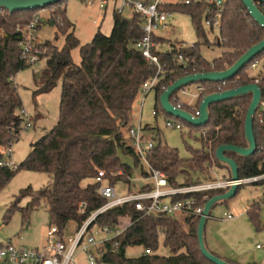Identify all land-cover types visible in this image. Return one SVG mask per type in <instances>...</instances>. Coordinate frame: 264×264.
Returning <instances> with one entry per match:
<instances>
[{
	"label": "trees",
	"instance_id": "1",
	"mask_svg": "<svg viewBox=\"0 0 264 264\" xmlns=\"http://www.w3.org/2000/svg\"><path fill=\"white\" fill-rule=\"evenodd\" d=\"M66 2L67 0H62L47 7L51 10L50 18L66 35L65 45L59 48L50 40L39 44L44 51L39 60L46 58L47 61L39 75L44 84L37 92H48L57 85L60 78L63 79L59 120L48 133L33 143L30 154L16 169H0V190L21 170L44 172L53 176L51 185L39 191L31 186L23 189L10 211L18 208V203L26 197H30V201L23 208L24 214L34 210L42 201H47L50 225L58 226L62 239L65 238L69 222L74 221L78 229L94 211L105 204L106 200L99 193L100 184L95 182L100 170H105L112 185L119 186L120 183L130 184L135 169L142 165L124 130L132 126L134 104L143 83L157 72V67L135 47V43L144 35L143 17L136 13L126 17L114 12L111 33L104 34L99 27L92 41L82 44L74 33V23L67 16ZM161 8L190 15L197 35V41L190 46L183 41H171L156 34L153 36L159 45L170 46L167 50H155L162 65L161 80L155 89V108L157 115L165 113L173 116L162 107L161 95L165 91L162 86L168 88L176 80L189 74L227 69L264 38V28L252 18L242 0H228L222 6L207 1H193L191 4L180 0L167 1ZM259 8L264 13V3H260ZM208 9H212L210 17L215 16L216 10H221L218 30L220 44L225 48L212 62L206 60L201 53L202 46L213 45L208 27L201 16ZM40 10L42 9L10 13L0 8V145H14L25 128L20 114V110L24 108L23 100L14 78L31 65L22 57V28ZM75 48L80 49V64L75 63L72 58V50ZM180 54L185 62L179 60ZM255 60H264V51L233 78L219 82H199L198 85H203L205 91L194 105L185 103L183 108L195 112L200 109L206 95L252 83H257L262 88L264 101V75L255 77L249 72ZM257 77L260 78L258 82ZM178 92L171 98L173 104L179 98ZM251 101L252 95H248L213 103L210 121L203 126H196L173 116L175 121L189 126L192 134L195 131L201 133L199 139L202 147L187 145L190 156L186 158L180 156L178 148L163 143L161 131L152 127L151 129H156L159 141L148 152L151 165L163 170L173 185L198 182L200 176L194 178V175L204 173L215 165L222 166L216 156L221 145L247 146L245 121ZM254 133L257 148L252 156L241 157L227 153L238 164L241 179L264 174L262 107L257 110L254 118ZM121 153L132 156L134 164L124 161ZM141 171L144 177L149 176L148 169L142 166ZM263 181L264 178L254 183ZM226 191L227 189L210 192V197ZM82 204L85 205L84 208ZM260 208L261 205L257 202L248 210L257 229L261 228ZM123 218H131L132 223L119 236L100 247L102 254L97 258L98 263L215 264L201 251L198 219L185 216L184 222H181L166 214L143 216L134 203H127L100 214L94 224L116 227ZM161 238L170 251L169 255L157 254ZM131 246H142L144 250L138 256L128 257L127 249Z\"/></svg>",
	"mask_w": 264,
	"mask_h": 264
},
{
	"label": "rangeland",
	"instance_id": "2",
	"mask_svg": "<svg viewBox=\"0 0 264 264\" xmlns=\"http://www.w3.org/2000/svg\"><path fill=\"white\" fill-rule=\"evenodd\" d=\"M67 16L74 23V33L80 39L82 44L92 41L95 33L101 27L104 34H110L113 27L114 5L110 4L108 9H102L99 5H89L83 0H67ZM42 18H46L45 22H41L38 26L37 37L40 42L47 40L52 41L56 46L62 48L66 43V35L62 33L58 25L51 23V10L46 8L41 11ZM124 15L131 17L132 12L126 10ZM174 28L167 27L166 29L157 30L156 34L162 38L175 41H183L186 45H193L197 41L196 31L192 23L191 17L185 13H175L174 19L171 21ZM213 45L202 46L201 53L203 57L212 62L219 57L225 48L220 44V33L216 28L207 29ZM169 44L158 46L159 50H167ZM72 58L75 63H81L80 49L72 50ZM47 59H41L27 68L21 70L16 75L18 91L23 100V107L32 117V127L24 128L13 145V160L18 166L24 161L32 150V145L43 135L48 133L58 122L60 117V98L62 91V81L60 78L57 85L50 91L41 93L37 92L44 84L40 79V74L46 66ZM264 60L257 69H250L251 75L256 74L260 69H264ZM198 83L189 84V90L196 91ZM180 100L189 103L191 96L177 93ZM194 105V104H190ZM156 95L151 91L148 95L140 93L134 104L132 116V126H137L140 123L144 127L146 140H152L158 143L159 138L156 134V129L161 131L163 143L171 147L178 148L180 156L183 158L189 157L190 152L187 145L194 148L202 147L199 139L201 133L195 131L193 134L189 126H184L183 129L171 128L166 125L167 120L175 121V118L165 113L154 115L156 109ZM260 108V107H259ZM156 129H151V128ZM124 134L128 137V129L124 130ZM121 157L129 164H134L132 156L121 153ZM142 166L147 170L148 166L142 162L139 168L135 169L131 183H120L118 190L124 192L130 190L137 191L150 179L142 175ZM230 171L223 166H213L208 171L199 175H194V178L200 176V179L207 177H229ZM183 178H180L182 180ZM53 176L44 172H35L28 170L19 171L8 183L0 190V221L5 220L2 230V236L10 239L15 243L25 244L31 247L42 248L47 239V233L50 228V220L48 213V202L42 201L39 206L28 214H24L25 208L30 201V197L23 198L18 203V208L10 211L16 198L20 195L23 189L32 187L35 191L51 185ZM86 184V182H85ZM260 203V229L250 218L248 207L255 203ZM225 212L237 214L233 219L224 218ZM176 218L184 222V216L177 215ZM132 223L131 218H123L119 225V229H126ZM77 224L74 221L69 222L65 239L67 240L74 234ZM206 241L209 249H220L221 253H225L230 257L240 258L244 261L257 262L264 264V181L260 183H245L243 184L236 196L231 200L218 204L212 210L211 216L206 224ZM115 232H111L112 236ZM107 235L98 233V240L105 238ZM261 244L262 248L258 249L257 245ZM142 246H131L127 249L128 257L138 256L143 252ZM160 255H169L170 251L163 244L161 238L160 246L157 251ZM220 255V254H219ZM75 264H89L86 252L78 249L76 252ZM98 264H110L100 262Z\"/></svg>",
	"mask_w": 264,
	"mask_h": 264
},
{
	"label": "built area",
	"instance_id": "3",
	"mask_svg": "<svg viewBox=\"0 0 264 264\" xmlns=\"http://www.w3.org/2000/svg\"><path fill=\"white\" fill-rule=\"evenodd\" d=\"M167 1L179 0H83L89 5L97 4L102 9H108L110 4H113L114 12L124 14L126 10H129L132 14H139L144 18L142 26L144 35L135 43V47L145 59L157 67L156 74L147 79L141 87V93L145 95L155 91L161 80L162 65L159 55L155 52L158 49V43L153 39V36L159 29L174 28L171 21L174 19L175 12L161 8L162 4ZM180 1L186 4H191L193 1H207L210 4L218 3L217 0ZM42 10L37 12L32 20L22 28L24 36L20 43L22 57L30 64L39 61L40 55L44 52L39 47L41 42L37 37L38 26L42 22ZM210 12H212V9L205 10L201 15L205 25L208 28L219 29L221 10H216L214 17L209 16ZM178 57L180 61L185 62L181 54ZM260 62L261 60H255L251 64V69H256ZM259 80L260 78L257 77L256 82ZM162 88L167 89L165 86H162ZM204 91L205 87L203 85H198L195 92L190 91L188 86L179 90L180 93L191 96L196 101ZM184 104L178 98L174 105L177 108L184 109ZM260 107L264 110L263 100ZM153 113L157 115V110L155 109ZM20 114L24 119L25 128L32 127V117L25 108L20 110ZM192 114L199 116L200 109L192 112ZM166 125L176 129H183L184 127L181 122L172 120H167ZM144 130L141 123L137 126H131L128 129V137L131 139V143L141 161L148 166L149 176L146 178L150 179V182H147L137 191L132 192L129 187L128 190L121 192L116 185H112L108 181L105 170H100L95 182L100 184L99 193L106 200L105 204L94 211L67 240L60 237L57 225H51L47 233L46 243L42 248L15 243L10 239L4 238L2 230L5 220L0 221V264H75L78 249L86 252L89 264H98L97 258L102 254L100 247L106 241L119 236L125 230H120L119 225L112 227L110 225L98 226L94 224L97 217L107 210L127 203H134L136 209L143 216L166 214L176 217L177 215H182L184 217L192 216L200 221L204 214L205 205L211 198L210 192L228 190L235 182H239L242 185L254 183L264 178L263 174L234 181L231 176L225 178L216 176L203 178L192 184L173 185L163 170L151 165L148 159V152L154 147L155 142L146 140ZM4 168H17L13 160V145H0V169ZM81 206L82 208L85 207L84 204ZM236 216L237 214L231 212H225L224 214V218L227 219H233ZM111 232L115 233L109 236ZM98 233H104L107 236L98 240L96 237ZM257 247L262 248V245L258 244ZM147 252L150 253L151 251L147 250Z\"/></svg>",
	"mask_w": 264,
	"mask_h": 264
},
{
	"label": "water",
	"instance_id": "4",
	"mask_svg": "<svg viewBox=\"0 0 264 264\" xmlns=\"http://www.w3.org/2000/svg\"><path fill=\"white\" fill-rule=\"evenodd\" d=\"M62 0H0V8L8 10L10 13L22 10L31 9H46L47 7L59 3ZM228 0H217L219 6H222ZM245 7L248 9L252 18L264 28V13L259 8L260 3H264V0H242ZM46 18H42V22H45ZM52 24H55L54 20H51ZM264 51V38L250 47L235 63L225 70L210 71V72H198L183 76L172 83L161 95V104L164 110L177 117L186 120L187 122L196 125H206L211 118V105L216 102L225 100H232L241 98L244 96L252 95V101L247 111L245 121V132L247 146L240 147L233 144L221 145L217 151L216 156L219 163L230 171L232 180L239 181V167L236 161L230 158L227 153H234L241 157H250L256 152L257 141L254 133V118L257 110L259 109L263 100L262 88L257 83L243 85L237 88L228 90L213 92L204 97L200 104V115L194 116L192 112L177 108L172 102V96L185 86L192 83H199L203 81H226L236 76L240 70H242L248 63H250L256 56ZM239 182H235L225 193L215 195L206 203L204 214L199 221L198 226V238L201 247V251L206 258L215 264H232L231 262L217 256L208 247L206 241V224L209 216L212 213L214 207L218 204L225 203L236 196Z\"/></svg>",
	"mask_w": 264,
	"mask_h": 264
},
{
	"label": "crops",
	"instance_id": "5",
	"mask_svg": "<svg viewBox=\"0 0 264 264\" xmlns=\"http://www.w3.org/2000/svg\"><path fill=\"white\" fill-rule=\"evenodd\" d=\"M157 35V34H156ZM157 36H159V35H157ZM160 38H162L161 36H159ZM161 45V44H160ZM158 46H159V44H158ZM163 46V45H162ZM261 64V62L259 63V65ZM259 65H258V67H259ZM263 66H264V63H263ZM257 67V68H258ZM256 68V69H257ZM264 75V69H260L256 74H254L253 76H259V75ZM14 80H15V82H16V76H15V78H14ZM16 84H17V82H16ZM155 92V91H154ZM156 95V94H155ZM182 101V100H181ZM195 102H196V99H192V97H191V100L189 101V103L188 104H195ZM185 103V102H184ZM225 168V167H224ZM228 176H230V174H228ZM249 208L250 207H248L247 209L249 210ZM258 248V247H257ZM258 249H261V248H258ZM215 251H212V252H214V253H216L218 256H220L221 258H223V259H228V260H231V261H234V262H237L238 264H249V263H254V262H250V261H244V260H242V259H240V258H235V257H230V256H228V255H226V252L225 253H221L219 250L220 249H214ZM220 254V255H219Z\"/></svg>",
	"mask_w": 264,
	"mask_h": 264
}]
</instances>
